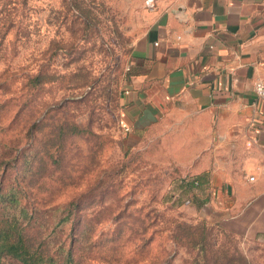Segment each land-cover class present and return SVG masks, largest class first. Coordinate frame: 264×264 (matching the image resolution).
Masks as SVG:
<instances>
[{"label":"rangeland","instance_id":"1","mask_svg":"<svg viewBox=\"0 0 264 264\" xmlns=\"http://www.w3.org/2000/svg\"><path fill=\"white\" fill-rule=\"evenodd\" d=\"M146 1L0 0V186L38 210L30 232L63 248L58 264L69 245V264H192L201 232L208 264H264V243L224 227L164 148L122 128L132 44L183 0Z\"/></svg>","mask_w":264,"mask_h":264},{"label":"crops","instance_id":"2","mask_svg":"<svg viewBox=\"0 0 264 264\" xmlns=\"http://www.w3.org/2000/svg\"><path fill=\"white\" fill-rule=\"evenodd\" d=\"M148 18L120 97L128 140L164 148L185 184L201 177L194 202L264 243V0H183Z\"/></svg>","mask_w":264,"mask_h":264},{"label":"trees","instance_id":"3","mask_svg":"<svg viewBox=\"0 0 264 264\" xmlns=\"http://www.w3.org/2000/svg\"><path fill=\"white\" fill-rule=\"evenodd\" d=\"M7 155H14L12 161L20 162L23 159V152L21 148L16 145L8 147ZM13 151V153H11ZM8 167L3 169L5 174ZM201 181V177H197L194 181L186 183L185 189L191 190L195 188L194 182ZM25 195L21 189L12 185L5 186L4 182L0 186V264L5 258L15 260L18 264H58L60 251L63 248L44 247V242L39 241L31 234L32 223L35 224L38 210L29 209L23 206L22 200ZM68 221V217L60 220L59 223ZM173 235V234H172ZM176 241L182 240L183 237L179 234L173 235ZM205 234L203 232L197 233L190 238L192 246H199L201 252L196 253L192 264H208L210 255L204 251L203 242ZM54 249V250H52ZM73 251L69 245L67 248L65 263L72 262Z\"/></svg>","mask_w":264,"mask_h":264},{"label":"built area","instance_id":"4","mask_svg":"<svg viewBox=\"0 0 264 264\" xmlns=\"http://www.w3.org/2000/svg\"><path fill=\"white\" fill-rule=\"evenodd\" d=\"M156 0H147L146 5L148 8H153ZM253 91L257 99L264 102V82L262 80H257L253 84ZM125 93H127L125 91ZM127 131V130H126Z\"/></svg>","mask_w":264,"mask_h":264}]
</instances>
